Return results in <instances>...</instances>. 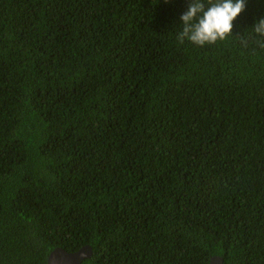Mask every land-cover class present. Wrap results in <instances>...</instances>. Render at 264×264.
<instances>
[{"label": "trees", "instance_id": "16d2710c", "mask_svg": "<svg viewBox=\"0 0 264 264\" xmlns=\"http://www.w3.org/2000/svg\"><path fill=\"white\" fill-rule=\"evenodd\" d=\"M189 3L0 0V264H264V0Z\"/></svg>", "mask_w": 264, "mask_h": 264}, {"label": "clouds", "instance_id": "9594fccd", "mask_svg": "<svg viewBox=\"0 0 264 264\" xmlns=\"http://www.w3.org/2000/svg\"><path fill=\"white\" fill-rule=\"evenodd\" d=\"M246 7V0H190L181 15L183 23L177 39L199 46L222 40L233 32L234 21ZM252 29L264 38V17L258 19Z\"/></svg>", "mask_w": 264, "mask_h": 264}, {"label": "water", "instance_id": "95a60500", "mask_svg": "<svg viewBox=\"0 0 264 264\" xmlns=\"http://www.w3.org/2000/svg\"><path fill=\"white\" fill-rule=\"evenodd\" d=\"M93 248L85 245L77 251H67L62 247H56L48 257V264H82L85 259L91 258ZM209 264H226L224 257L215 255L211 258Z\"/></svg>", "mask_w": 264, "mask_h": 264}]
</instances>
